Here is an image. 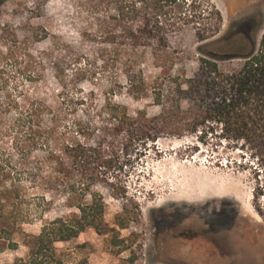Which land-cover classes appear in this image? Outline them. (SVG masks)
I'll return each instance as SVG.
<instances>
[{
  "label": "rangeland",
  "instance_id": "374dc122",
  "mask_svg": "<svg viewBox=\"0 0 264 264\" xmlns=\"http://www.w3.org/2000/svg\"><path fill=\"white\" fill-rule=\"evenodd\" d=\"M211 2L223 15L217 39L241 28L249 18L252 41L259 42L264 0ZM94 22L76 0H0L2 98L13 94L40 99L60 116L59 129H64L89 121L108 99L125 105L132 115L139 110L158 115L162 107L155 103L153 89L160 84L165 105L176 113L172 126L159 130L160 136L143 154L130 156L122 169L110 175L114 184H125L128 200L115 196L109 184L97 187L105 196L106 221L129 248L115 246L112 234L87 228L56 243L57 251L69 263L86 259L90 264H263L264 220L253 202L254 189L263 178L256 169L259 163L216 131H192V85L178 88L195 76L198 58L208 50L210 40L198 41L193 27L173 35L171 44L181 52L175 70L163 78L148 55L143 66L148 91L133 97L121 64L102 68L98 53L110 47L99 42ZM79 55L81 61L75 62ZM86 55L96 60L97 72L75 78L77 68L85 67ZM57 60L68 64L65 87L54 76L52 63ZM239 63V58L222 62L226 67ZM12 118L14 112L0 117V225L13 231L10 238L0 231V264L26 257V243L40 232L43 222L73 211L54 194L53 208L41 213L45 207L41 196L52 197L45 188L47 172L37 170L46 151H33L27 161L16 151L9 155L8 149L16 144V135L6 129ZM49 118L45 117L46 124ZM260 199L264 203V195ZM123 214L127 228L116 224V217Z\"/></svg>",
  "mask_w": 264,
  "mask_h": 264
},
{
  "label": "trees",
  "instance_id": "16d2710c",
  "mask_svg": "<svg viewBox=\"0 0 264 264\" xmlns=\"http://www.w3.org/2000/svg\"><path fill=\"white\" fill-rule=\"evenodd\" d=\"M76 1L95 21L99 42L110 47L98 53L102 68L121 64L127 90L133 97L148 91L143 69L148 55L163 78L170 77L175 70L181 52L171 44L173 35L193 27L198 41L210 40L208 50L198 58L197 73L192 80L187 78L179 83L178 88L192 85V131H216L259 163L260 168L256 169L263 172V178L254 189L253 202L264 220V203L260 199L264 195V26L258 43L252 41L254 29L249 18L241 28L228 30L217 39L223 15L211 0ZM85 57V67L77 68L75 78L97 72L96 60ZM81 58L75 57V62ZM234 58H239L240 63L227 67L222 64ZM52 65L55 78L67 86L68 64L57 60ZM117 86L122 87L120 83ZM153 91L155 103L162 107L158 115L151 116L142 110L132 115L125 105L108 99L90 115L89 121H79L64 129H59L60 116L42 100L13 94L0 96V117L14 112L6 129L16 135V144L8 149V154L16 151L22 161H27L33 151H46L37 170L47 172L45 188L52 197L41 196L45 206L41 213L53 208L54 194L73 209L43 222L40 232L26 243L27 256L17 257L11 264H90L86 259L69 263L56 248V243L69 241L87 228L99 234H112L115 246L129 248L126 239L116 234L117 228L106 221L105 196L97 187L109 184L115 196L128 200L125 184H114L110 175L122 169L130 156L143 154L158 139L159 130L172 126L176 113L165 105L163 87L159 84ZM46 116H50L49 124L45 123ZM22 164L23 168L27 166ZM124 215L116 217L120 228L128 227ZM0 231L6 232V238L13 234L7 224H1Z\"/></svg>",
  "mask_w": 264,
  "mask_h": 264
}]
</instances>
